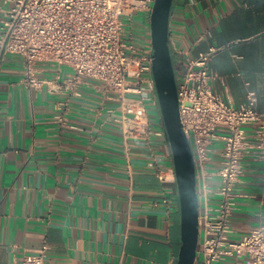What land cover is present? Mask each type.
Here are the masks:
<instances>
[{
	"label": "crops",
	"instance_id": "0c3cea01",
	"mask_svg": "<svg viewBox=\"0 0 264 264\" xmlns=\"http://www.w3.org/2000/svg\"><path fill=\"white\" fill-rule=\"evenodd\" d=\"M5 8L0 0V26ZM143 19L137 29L149 40ZM169 34L176 74L185 55L214 48L212 90L235 106L254 91L264 112V0H173ZM38 66L45 76L55 71ZM22 74L21 57L7 55L0 69V264L20 261L44 242L47 264H176V181L157 176L173 168L166 136L125 138L115 119L119 103L97 81L85 79L77 95L29 87ZM65 100L62 125L56 107ZM149 118L153 130H164L156 105ZM243 163L230 219L234 240L264 224V162L250 156ZM218 181L210 179L212 189Z\"/></svg>",
	"mask_w": 264,
	"mask_h": 264
},
{
	"label": "built area",
	"instance_id": "2783aa9c",
	"mask_svg": "<svg viewBox=\"0 0 264 264\" xmlns=\"http://www.w3.org/2000/svg\"><path fill=\"white\" fill-rule=\"evenodd\" d=\"M0 26V69L9 54L21 57L23 82L32 88L75 90L85 79L97 81L119 103L115 118L125 138H147L153 130L151 104L158 106L152 75L151 39L127 33L138 15L149 20L154 0H3ZM216 49L185 55L176 74L179 113L194 159L199 203L198 244L194 264H264V224L234 240L231 216L236 208L235 186L244 172L243 160L264 162V112L254 91L239 106L224 101L209 85V60ZM40 63L53 65L42 75ZM56 117L67 124L68 101L57 103ZM246 126H251V134ZM223 130V131H222ZM166 136V135H165ZM220 141L219 165L209 167L214 145ZM158 178L175 181L174 168L158 170ZM218 178L214 189L210 179ZM213 193V197L212 194ZM164 202L168 203L165 198ZM44 242L13 264H47Z\"/></svg>",
	"mask_w": 264,
	"mask_h": 264
},
{
	"label": "water",
	"instance_id": "95a60500",
	"mask_svg": "<svg viewBox=\"0 0 264 264\" xmlns=\"http://www.w3.org/2000/svg\"><path fill=\"white\" fill-rule=\"evenodd\" d=\"M173 0H154L149 20L152 75L159 111L170 147L180 208V245L176 264H194L198 244L199 203L193 152L179 113L176 71L170 49ZM195 209V210H194Z\"/></svg>",
	"mask_w": 264,
	"mask_h": 264
},
{
	"label": "rangeland",
	"instance_id": "374dc122",
	"mask_svg": "<svg viewBox=\"0 0 264 264\" xmlns=\"http://www.w3.org/2000/svg\"><path fill=\"white\" fill-rule=\"evenodd\" d=\"M143 20H144L143 16L138 15V16H136L134 18V21H133L131 26H130L129 22L127 20H125V24L127 25V33L129 34V30L131 29V31L134 33L136 39H138V37H141L140 33H139L138 29H137V26L138 25H142L143 23H145Z\"/></svg>",
	"mask_w": 264,
	"mask_h": 264
},
{
	"label": "clouds",
	"instance_id": "9594fccd",
	"mask_svg": "<svg viewBox=\"0 0 264 264\" xmlns=\"http://www.w3.org/2000/svg\"><path fill=\"white\" fill-rule=\"evenodd\" d=\"M195 210V209H194Z\"/></svg>",
	"mask_w": 264,
	"mask_h": 264
}]
</instances>
